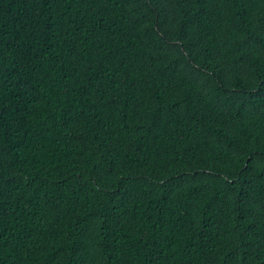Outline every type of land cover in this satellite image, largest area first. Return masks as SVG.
I'll return each mask as SVG.
<instances>
[{
    "label": "trees",
    "instance_id": "trees-1",
    "mask_svg": "<svg viewBox=\"0 0 264 264\" xmlns=\"http://www.w3.org/2000/svg\"><path fill=\"white\" fill-rule=\"evenodd\" d=\"M0 264H264V0H0Z\"/></svg>",
    "mask_w": 264,
    "mask_h": 264
}]
</instances>
